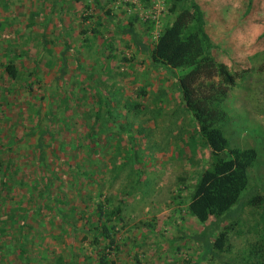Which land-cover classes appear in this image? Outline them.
<instances>
[{
  "label": "rangeland",
  "instance_id": "1",
  "mask_svg": "<svg viewBox=\"0 0 264 264\" xmlns=\"http://www.w3.org/2000/svg\"><path fill=\"white\" fill-rule=\"evenodd\" d=\"M194 1L218 61L249 72L223 124L231 148L258 151L248 197L264 183V0ZM171 6L0 0V264H93L89 214L108 198L125 202L116 264H207L202 226L185 211L210 155L191 143L182 70L153 66L136 44L153 46ZM241 216L258 218L250 208ZM252 236L235 237V252Z\"/></svg>",
  "mask_w": 264,
  "mask_h": 264
},
{
  "label": "trees",
  "instance_id": "2",
  "mask_svg": "<svg viewBox=\"0 0 264 264\" xmlns=\"http://www.w3.org/2000/svg\"><path fill=\"white\" fill-rule=\"evenodd\" d=\"M187 1L170 0L168 19L171 21L163 25L153 46L136 41L138 50L148 55L153 66L175 72L182 70L176 81L181 105L196 132L191 143L210 155L192 189L185 212L202 226V234L197 236L203 244L201 261L208 259L207 264H264V183L245 197L251 185L250 170L259 163V154L252 147L231 148L223 130V124L229 121L225 110L229 95L249 72L232 71L218 61L214 54L215 44L206 32L201 6L194 0ZM107 15H112L111 10ZM147 23L149 31L155 29L154 22ZM129 32L134 34L132 29ZM5 71L11 79H17L14 62L8 63ZM91 133L95 134L94 128ZM44 194H48V189ZM124 203L121 201L114 206L108 198L89 214L94 222L91 221L87 232L93 236L96 258L87 259L94 261L93 264H116L109 254L117 245L115 229L117 221L121 220ZM245 208H250L258 218L253 222L241 218ZM249 234L253 236L247 237L243 248L235 252L234 238ZM22 236L17 242L24 251L25 246L20 244L28 234Z\"/></svg>",
  "mask_w": 264,
  "mask_h": 264
}]
</instances>
